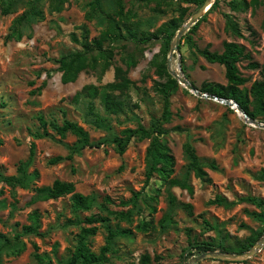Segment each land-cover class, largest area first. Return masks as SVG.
Listing matches in <instances>:
<instances>
[{"label": "rangeland", "instance_id": "1", "mask_svg": "<svg viewBox=\"0 0 264 264\" xmlns=\"http://www.w3.org/2000/svg\"><path fill=\"white\" fill-rule=\"evenodd\" d=\"M231 1H220L219 8L200 24L194 39L201 50L210 47L211 51L222 52L225 42L244 46L251 59L242 60L239 69L249 79L246 88H250L261 79L260 70L264 68V0L246 11H234ZM90 2L70 0L60 12L52 11L46 2H34L44 12V19L31 22H19L32 6L28 0H14L9 15L2 14L0 5V174L22 177L19 168L28 163L31 144L36 146L34 160L27 165L30 176L27 188H13L0 180V233L14 246L4 250L0 264H67L81 227L86 226L77 221L91 213L106 215L102 208L106 197L113 201L109 209L127 211L132 205L122 207L120 202L130 200L134 193L140 199L132 222L112 217L108 223L99 224L97 235L90 238L92 250L99 253L106 245L108 227L132 231V236L115 240L114 251L103 264H141L144 254L150 256V264H193L200 255L184 259L191 243L212 242L238 250L249 237L260 233L264 237V224L255 215L263 209L240 201L248 196L264 200V129L246 124L229 106L202 98L182 85L171 97L173 116L164 126L168 131L164 140L176 162L173 178L186 182L192 193L171 186L158 176L147 182L146 152L150 140L133 139L124 155L118 154L111 143L127 128L139 125L148 128L151 119L163 112V98L155 89L156 82L162 80L152 64L159 56L161 40L151 39L139 45L122 40L113 45L115 65L126 68L123 58L130 56L137 60V66L129 74L133 85L123 98L126 107L120 114H107L100 100H93L94 111L105 125L99 129L92 124L87 116L91 100L76 102L75 95L85 85L104 88L113 82L114 67L105 74L82 73L75 83L65 85L57 63L61 56L82 50V43L97 38L108 28V16L114 14L115 0H102L100 12L91 20ZM180 6L188 8L189 14L196 11L193 5L177 2L163 6V11H155L156 3L125 0L126 11L134 15L122 26V32L125 35L135 32L138 38L141 34L152 35L165 23L178 18ZM225 14L238 22L242 38L226 32ZM15 30L23 35L20 41L10 37ZM73 36L79 43L73 41ZM169 57L170 52L168 71L169 67L175 72L182 71L199 90L204 83L227 84L224 67L210 64L193 53L183 39L170 65ZM251 63L259 68H251ZM33 91L38 94L33 95ZM40 115L47 122L62 124L65 119L77 122L89 133L91 142L100 143L101 147L87 148L74 155L73 160L49 165L50 159L69 155L79 141L72 134L62 139L50 128V136L36 138V133L43 132ZM187 143L202 162L215 161L219 166L218 171L206 168L211 183L196 178L193 172L188 174L189 159L184 149ZM34 171L39 173L37 178ZM56 180L72 182L76 192L94 198V209L76 214L70 196L32 203L36 188L52 186ZM218 195L226 198L228 204H209ZM171 197L175 198L174 202ZM152 207L156 208L155 212H151ZM35 211L40 215L39 234L22 235L17 243L14 237L31 224L30 215ZM143 220L153 226L148 233L136 229ZM21 244L25 248L16 254ZM215 251L224 253L220 248ZM37 254L41 263L36 259ZM199 264H264V247L249 259L207 258Z\"/></svg>", "mask_w": 264, "mask_h": 264}, {"label": "trees", "instance_id": "2", "mask_svg": "<svg viewBox=\"0 0 264 264\" xmlns=\"http://www.w3.org/2000/svg\"><path fill=\"white\" fill-rule=\"evenodd\" d=\"M149 3H156L155 11H163V6H170L173 2L181 4L193 5L196 10L199 9L205 0H141ZM221 0H216L209 12L203 16L200 21L193 26L190 31L184 36L183 40L188 48L193 53H198L210 64H218L224 67L225 77L227 80L226 85L204 83L200 91L202 93L215 95L222 99L233 100L239 107L248 115L249 118L258 120L264 123V68L260 70L261 79L252 83L250 88H246L249 79L243 76L239 69V63L244 60H250L251 56L246 52V48L236 42H225L222 52L211 51L210 47L201 50L194 39V34L199 29L202 22L206 21L207 16L219 8ZM260 0H232L230 6L234 11H246L251 6H257ZM14 0H0L2 7V14L9 15L12 12V5ZM32 3L31 8L20 19L19 22L33 20H43L44 12L37 8L34 2H46L48 7L54 12L62 11L70 0H28ZM102 0H91L88 4L89 14L88 18L91 20L101 10ZM178 18H174L169 22L162 25L154 34L147 35L141 34L138 38L137 33L123 34L122 26L130 22L131 17L134 15L131 11H126L125 0H115L114 14L108 16V28L102 32L97 38L82 43V50L71 52L61 56L57 63L59 64V72L61 73V82L65 85L75 83L82 73H95L105 74L112 67H114V81L108 83L104 88L94 84L85 85L76 95L75 101L79 102L82 99H89L87 116L91 117L92 124L101 129L105 124L103 119L95 113L93 100L99 99L107 114L117 115L124 111L126 107L125 100L123 99L129 92L133 85V81L129 77L131 69L137 66V60L132 56L123 58V63L126 68L115 65V43L122 40H130L137 45L150 41L151 39H158L162 41V46L159 56L153 61V66L156 68V73L162 81L156 82V92L162 96L163 112L160 117H153L150 126L147 128L139 125L137 128H127L123 130L121 136H116L112 139L111 143L114 145L118 154L124 155L130 145L131 141L135 138L139 140H150V145L146 152V180L150 182L155 176L165 183H170L171 186H177L188 189L191 193L193 189L187 185L186 182H181L173 178L175 173V158L171 149L164 140V136L168 131L164 126L171 122V97L179 90V82L169 73L167 67V59L170 52L171 44L178 33L179 29L186 23L192 14H189V9L180 6ZM226 26L225 30L238 38H242V30L235 18L230 14H225ZM12 38L20 41L23 37L22 33L18 30L13 31ZM73 41L79 43V40L73 36ZM108 45V46H106ZM250 67L258 69L259 65L251 63ZM188 78V75H186ZM33 95L38 94L37 91L32 92ZM3 107L4 104H2ZM40 126L43 129L42 133H36V138H43L50 136L49 128L53 133L64 139L68 134L77 137L79 144L70 149V154L66 157L58 156L49 160V165H55L63 160H73L74 155H80L81 152L87 148H99L101 144H94L90 140L89 133L80 126L77 122L65 119L62 124L54 122H47L43 115L39 118ZM2 142L0 141V145ZM35 143L31 144L29 161L27 164L19 168L22 177L4 176L0 174L1 182L15 188H27L30 176L27 171V165H30L35 157ZM185 154L189 159L188 174L194 173L195 177L205 183H211V178L206 170L209 168L213 171H218L219 166L215 161L202 162L196 154L195 149L190 143L185 144ZM122 169V168H121ZM33 176H39L38 171H34ZM35 196L32 203L39 201L56 200L59 198L70 196L72 208L76 214L90 213L96 206L94 198L85 196L76 192L75 184L72 182H62L56 180L52 186L39 187L35 189ZM140 197L138 193H134L133 197L128 200H122L120 205L127 207L132 205L129 210L115 211L108 208V205L113 204L111 198L106 197L103 203V210L106 215L91 213L84 219H79L78 224H85L81 227L80 234L77 237V244L72 252V255L67 264H103L109 261L108 255L114 251L115 240L120 237L132 236L130 229H122L120 227L113 229L108 227V235L106 238V245L100 249L99 253H95L91 248L90 238L97 235L99 231V224H105L110 221L112 217L121 222H132L133 212L139 208L138 201ZM175 198L171 197V202ZM242 203L252 204L263 211L260 214H255L264 224V200L248 196L240 200ZM211 205L228 204L227 199L218 195L214 200L209 202ZM191 208V206H188ZM156 208L152 207L151 212H155ZM31 224L23 227L22 234H17L14 240L20 243L22 235L39 234L40 229V215L37 211L30 215ZM71 223V222H70ZM165 227V225H163ZM140 233H148L153 229L150 222L143 220L136 228ZM262 234H256L249 237L245 244H242L238 250H230L228 247L219 245L216 246L212 242H194L191 243L190 248L185 250L187 255L184 259H190L197 255H202L207 252H213L220 248L223 252L244 253L249 251L261 238ZM18 246V244L16 245ZM14 246L12 241L4 234L0 233V258L6 248L12 249ZM25 246L21 244L16 254L21 253ZM35 249L38 247L35 245ZM36 259L41 263L39 255ZM141 264H150L151 258L148 254L141 256Z\"/></svg>", "mask_w": 264, "mask_h": 264}, {"label": "water", "instance_id": "3", "mask_svg": "<svg viewBox=\"0 0 264 264\" xmlns=\"http://www.w3.org/2000/svg\"><path fill=\"white\" fill-rule=\"evenodd\" d=\"M216 0H205L203 5L197 9L192 16L189 18V20L183 24V26L179 29L178 33L175 36V39L173 41V44L171 46L170 51V57L168 60V64L170 65L171 57L174 54L175 51L179 50V46L181 43V40L183 37L190 31V29L195 26L200 19L205 16L209 10L212 8L213 4ZM169 73L179 82L180 85L184 86L187 90L197 94L198 96L202 98H207L211 100H215L218 102H221L227 106H229L232 110H237V113L241 114L243 117L242 120L251 126L259 127L264 129V123L254 120L248 117V115L239 107V105L234 102L233 100H227L219 98L215 95L202 93L199 88L195 84H193L182 71H173L169 67ZM264 247V237H261L258 242L247 252L245 253H231V252H207L202 255H200L193 264H199L200 262L204 261L207 258H215V259H223V260H239V259H249L253 255H255L257 252H259Z\"/></svg>", "mask_w": 264, "mask_h": 264}, {"label": "bare ground", "instance_id": "4", "mask_svg": "<svg viewBox=\"0 0 264 264\" xmlns=\"http://www.w3.org/2000/svg\"><path fill=\"white\" fill-rule=\"evenodd\" d=\"M237 112V110H235ZM239 114V113H238ZM241 117H243L241 114H239Z\"/></svg>", "mask_w": 264, "mask_h": 264}, {"label": "built area", "instance_id": "5", "mask_svg": "<svg viewBox=\"0 0 264 264\" xmlns=\"http://www.w3.org/2000/svg\"><path fill=\"white\" fill-rule=\"evenodd\" d=\"M235 111V110H234Z\"/></svg>", "mask_w": 264, "mask_h": 264}]
</instances>
